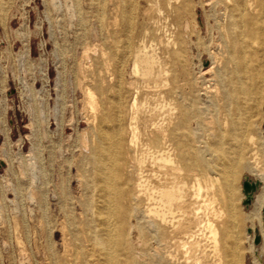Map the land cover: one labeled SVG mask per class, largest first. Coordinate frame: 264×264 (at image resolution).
Segmentation results:
<instances>
[{"label":"rangeland","instance_id":"rangeland-1","mask_svg":"<svg viewBox=\"0 0 264 264\" xmlns=\"http://www.w3.org/2000/svg\"><path fill=\"white\" fill-rule=\"evenodd\" d=\"M216 3L192 0L186 8L183 0H0V264L100 263L84 233L92 213L85 204L97 203V192L90 183L95 170L89 152L96 145L104 110L115 114L119 106L121 113L114 118L115 125L120 124L121 193L113 215L119 220H137L140 231L129 232L119 242L117 264H164L154 252L167 250L186 264H226L219 246H226L232 233L242 255L238 264H257L245 255L250 250L246 227L256 218L248 217L242 208L240 180L244 173L255 178L264 173V0L263 12L254 22L257 25L233 32L217 29L213 19L219 11ZM203 13L209 28L205 34H197L196 20ZM194 35L200 42L196 50L192 48ZM232 37L242 46L235 47L234 60L225 53L217 67L230 75L233 107L226 115L219 112L214 71L206 67L213 56L231 50ZM138 50L151 54L147 56L157 63H152V74L145 72L144 64L133 69L135 52L141 55ZM169 88L176 102L186 107L189 121L196 116L200 121L197 135L191 134L187 147L188 158L194 155L193 149L199 150V167L175 159L176 180L185 186V202L174 219L179 220V229L172 231L166 225L168 229L156 232L149 223L153 166L148 160L153 122L160 119L155 120L151 109L154 103H162ZM130 120L138 128L135 147L128 144ZM193 130L189 128V132ZM217 133L223 134L228 156L239 153L230 189L222 173L208 167L218 156L223 157L216 154ZM132 157L136 159L130 160ZM137 158L144 162L140 167ZM134 197L137 213L132 215ZM231 220L235 221L233 227ZM66 230L77 239L65 234ZM195 240H200L198 245ZM191 244L203 250L198 252ZM76 245L82 248L76 250ZM190 247H194L192 255ZM260 264H264L262 260Z\"/></svg>","mask_w":264,"mask_h":264},{"label":"bare ground","instance_id":"bare-ground-1","mask_svg":"<svg viewBox=\"0 0 264 264\" xmlns=\"http://www.w3.org/2000/svg\"><path fill=\"white\" fill-rule=\"evenodd\" d=\"M169 1H171V0H169ZM176 1H178V0H176ZM262 1L263 0H217L216 5L218 6L219 11H218L217 15L213 18L217 29L223 28V29H227V30H230L231 32H233L235 28L239 27V28H242L244 30L245 27H248L251 24H253V26L255 27L257 25V23H254V22H256V19L258 21V19H259L258 15L263 12L262 4H261ZM191 2H192V0H183V3L186 6V8H190ZM209 4L211 5V3H209ZM218 8H216V9L218 10ZM208 9L211 10L210 7ZM127 21H129V17H127ZM189 25H190V21L187 20L186 28H189ZM196 25H197V32H196L197 34H205L207 32V30L209 28L208 27L209 21H208L206 14L203 13L202 18L196 20ZM212 26H213V24H212ZM213 27H215V26H213ZM186 34L189 36L190 39L193 37L192 33L186 32ZM195 36H197V37H196V41L194 42V46L192 48H194L196 50L200 47V42L198 40V35H194V37ZM230 43H231V47H232L231 50L230 49L223 50V53L221 55L217 54L216 56H213L210 60L208 67H206L207 68L206 70L209 71V70L213 69V71H214V75H215L214 77H216V82L218 85L217 86L218 89L216 91V99H217V102L219 104V112H223L226 115H228L231 112V108L233 107V97L231 94L232 89L229 88V84L231 82L230 77H229L230 75L228 74L227 71H224V69L223 70L217 69V67H219L220 64L222 63V60H223V57L225 56V53L228 55L230 61H232L235 58V56H234L235 47H237L238 45H240V47L242 46V42H235L233 37L231 38ZM138 52H139V50H138ZM142 52L141 51L139 52V53H141V55H138V53L135 52V54H137V56H136L135 62H134L135 65L133 64L134 65L133 67H135V68H133V69L138 70V67H141V65L144 64L143 66L145 67L144 68L146 70L145 72L148 73L151 66H153L152 63H155V62H153L152 58H150L151 54L148 55L146 51H144V54H142ZM145 52H146V55H145ZM196 53H197V51H196ZM147 55L150 57H148ZM157 58H158V56H157ZM159 61L160 60H158V63H159ZM155 64H157V63H155ZM142 69H141V72H142ZM139 70H140V68H139ZM149 72L152 74L151 71H149ZM164 72H162V73L164 74ZM212 72H211V74H213ZM135 73H137V72H135ZM165 73L167 75V72H165ZM157 74L158 73H156V75ZM149 76H150V74H149ZM157 77L155 79H157ZM155 84L157 86V83H155ZM173 93H174L173 89L169 88L167 90V92L165 93V97H164L162 103H158V102H157V104L154 103L155 106H153V109H151V110H153V116L155 117V120H157L158 118L160 119V122L158 120L156 122L155 121L153 122L152 139L150 138L152 140V148H151L152 150L151 151L149 150V152H151V157H149V158H151V160L150 161L148 160V162H151V164L153 166V170L151 172L152 174H150L151 175L150 178H152L151 184L150 185L148 184L150 186L149 195H148V202L150 201L149 202V207H150L149 213L152 212L151 213L152 218L151 217H147V218L152 219V220H149V219L148 220L150 221L149 223H150L151 227H153L156 232L159 231V229H164V230L168 229L165 227L166 225L171 226L172 231H174L176 228H178L177 226L179 225V223H178L179 220L178 221L174 220L175 218H177V217H175L176 216L175 213L176 212L179 213L182 210L183 202H185V201H183V199H184L183 194L185 193L183 191V188H185V186L183 184L184 187H181L179 185L180 181L178 182L176 180L178 167L176 165L177 162L175 161V159H177L183 163L186 162L189 165L199 167V163H198V159H197V155H196V153L199 152V150L193 149L192 152L194 153V155H191L190 158H188L187 147L190 146V144H191V137L197 135V130H198V127L200 126V121H199L197 116L194 118L192 117L191 122L189 121V118L186 114V110H187L186 107H184V105H182L181 103L176 102V99H175ZM160 97H162V96H160ZM89 99L92 100L91 95L89 96ZM134 103H136V102H134ZM133 107H134V105H133ZM151 108H152V106H151ZM133 111L135 113L137 111V109H136V111H135V109H133ZM176 111H179V114L177 116H176ZM115 112H116L115 113L116 116H118L121 113L120 106L118 107L117 110H115ZM115 114L111 110H109V111L104 110V118L100 121L99 128H98L97 133L95 135L96 145L94 147H90L91 149L89 152V153H91V155L93 157V165H94V170H95V175H94L93 181H91L90 183H91V186H94V189L97 192V203L92 204L91 201H88L85 204L87 207V210L92 211V213L90 214L91 220H87V222H86V229H85L84 233H85L86 241L89 242L88 246H89L90 250H92V251L95 250V252L100 257L99 258V262H100L99 264H117V262H116L117 260H115V256H117V251L119 250V242H121L122 240H126L129 232L134 234V233H138L140 231V226H139V223L137 220H119V218L116 215H113L114 214L113 211H116V209L118 208L119 195L121 193V185H120V181H119V178L121 177V175H120L121 173H120L119 165H118L120 159H119V154L117 151L118 145L120 143V130H119L120 128H118V127H120V124H118L117 126L115 125V118H114ZM263 114H264V107H263ZM132 119H135V115L132 117ZM135 124H136L135 122L130 120L128 144L131 147H135L136 140L138 139V138L136 139L138 128ZM190 127H192L194 129L192 133L189 132ZM138 134H140V133H138ZM149 134H150V132H149ZM191 134L193 136H191ZM231 136L230 137L232 139H234L233 135H231ZM137 137H139V135ZM151 140H149V141H151ZM138 142H140V141H138ZM235 142L237 143V140H235ZM224 143H225V141H224L223 134L217 133V135H215L214 146L217 147V149H218L216 154L217 155L222 154L223 157L218 156V158H220V159H218L217 161H214L212 163H209L208 167L213 168L214 170H217L220 173H222L223 182H224L225 186L227 187V189L228 188L230 189L231 188L230 186L233 183L232 182L233 181L232 180L233 179L232 178V170L235 167V164L239 159V153L236 156H233L231 158L230 156H228L226 154V152L224 150V147H223ZM146 145H148V144H146ZM137 150H138V148H137ZM147 152L148 151H146V153ZM134 155H133V157H134ZM192 156H194V157H192ZM133 157L130 158V160L134 161L136 159V158L134 159ZM136 157H138V156H136ZM142 158H143V156H142ZM137 159H139V158H137ZM141 159H139L140 161H138V162L136 160V162L141 164V162L143 161ZM142 163L144 164V162H142ZM132 164H133V162H132ZM143 164L139 165V167L142 166ZM141 168H138V169H141ZM179 169H180V167H179ZM181 172L182 171H179V174ZM193 175L195 178V174H193ZM196 176H198V175H196ZM136 177H138V176H136ZM142 177H143V175H142ZM179 177H180V175H179ZM245 178H249L253 181L259 180V185L255 189V191H253L251 198H250V202L247 205L243 204V200L246 196L243 192L242 183H243V180ZM138 179H140V178L138 177ZM177 179H178V177H177ZM195 179H198V177ZM180 180H182V179H180ZM183 180L181 182L185 181V180L184 181ZM199 181H200V179H198V181L196 180V182H199ZM138 182H136V183H138ZM196 182H194L195 185H196ZM200 182L198 184L202 185V184H200ZM140 183H141V181L139 182V184ZM142 183L144 184V181ZM240 183H241L240 190L242 192V198H241L242 208L245 210V212H247V214L249 215L248 217H250V218L255 217L256 218V221L253 225L249 224L246 227L247 228L246 229V238L250 242V250L247 253H245V255L250 257L251 260H255V262L257 264H260L261 260H262V263H264V212L262 210L263 206H264V173H261V175L259 177H256V178L249 175V174L244 173L243 177L240 180ZM186 184H187V182H186ZM124 185H126V183H124ZM136 185H138V184H136ZM189 185H191V183ZM199 185H197L198 189L196 187L197 191H199ZM187 186L188 185H186V187ZM138 187H140V185H138ZM141 187H143V186H141ZM190 187H189L190 189L193 188L192 186H190ZM200 187H201L200 189H202L203 186H200ZM205 187H206V185H205ZM143 189H141V190H143ZM208 189H209V186H208ZM138 190H140V189H138ZM187 191H189V190H187ZM197 191H195V193ZM192 192H193V190H192ZM201 192H203V191L201 190ZM205 193H206V189H205ZM187 194H188V192H187ZM139 195H140V192H139ZM199 195H201V194H199ZM135 197H134V203H133V210L131 211L132 215L137 209L136 205H135ZM194 197H196V196H194ZM185 209L186 208L183 209V212L185 211ZM136 213H137V211H136ZM185 213L187 214L186 211H185ZM186 214H184V215L186 216ZM184 215H183V217H184ZM232 215H233V213H232ZM233 218H234V215H233ZM176 221H177V223L175 224L174 222H176ZM234 224H235V221L231 220V226L232 227L234 226ZM81 225H83V224H81ZM161 225H164V226L162 227ZM65 226H66V224L64 225V227L63 226L62 227L65 228ZM182 226H181V228H183ZM79 228H80V226H79ZM72 231H75V230L72 229ZM72 231H70L68 233V230H66L67 233H65V234H68V235L70 234L72 239L75 241V239H77V235H75V233H73ZM212 231H213L212 234H214L213 239H215L214 243L217 247V246H219V244H218V239L216 238V231L214 229ZM184 232H186V231H184ZM184 232L182 231L181 233L183 234ZM200 233H201V231H200ZM236 234H238L237 230H236ZM170 235H172L171 232H170ZM83 236H84V234H83ZM190 236L193 237V235H191V234H190ZM256 236L259 238L258 243L254 242V239ZM68 237H66V238H68ZM134 237H136V236H134ZM169 238H171V237L169 236ZM180 238H178V239H180ZM182 238H184V236H182ZM182 238L179 241H182ZM63 239H65V238H63ZM174 239H173V241H175ZM185 239L187 240V238H185ZM190 240L193 241L192 239H190ZM169 241L170 240H168L167 242H169ZM183 241H185V240H183ZM199 241L196 242V240H195L197 245H198ZM68 242H69V240H68ZM177 242H178V240H177ZM183 243H181V244L183 245ZM192 243H194V242H192ZM84 244H85V242H84ZM176 244L178 245V243H175V245ZM67 245L70 247L69 244H67ZM192 245L194 246L196 244H191L190 246H192ZM156 246H157V244H156ZM167 246H166V249H167ZM63 247L65 248L64 245H63ZM75 247H76V250L77 249L79 250L82 248L81 246H78V245H76ZM160 247H162V246H159L158 248H160ZM173 247H174V245H173ZM184 247H183V249H184ZM194 247H192V248L190 247L191 255L194 252ZM196 247L198 248V250H196V251L199 252L200 247H198V246H196ZM196 247H195V249H197ZM219 247H220L219 251L223 255L226 264H238L239 261L242 259L241 258L242 255L239 251L238 239L236 238L234 233H232L230 235V241L226 246H219ZM161 249L163 250V247ZM66 250H65V253H66ZM169 250H171V249H169ZM200 250H203V249H200ZM70 251H72V249ZM175 252H177V251H175ZM201 252L202 251H200V253ZM71 254H73V252ZM185 254H186V252H185ZM185 254H183V255L185 256ZM176 255H177V253H176ZM154 256L157 257L158 259H160L164 264H184L185 263V262L180 261L178 258H176L168 250H167V252H164V253L159 252V251H155ZM193 256H189V257H193ZM202 257H204V256L202 255ZM195 258H196V256H195ZM182 259H185V258H182ZM186 259H187V257H186ZM187 260L189 261V259H187ZM191 260L196 261V259H194V257ZM198 262H195V264ZM50 264H57V262L55 260H52ZM188 264H190V261ZM253 264H254V262H253Z\"/></svg>","mask_w":264,"mask_h":264},{"label":"water","instance_id":"water-1","mask_svg":"<svg viewBox=\"0 0 264 264\" xmlns=\"http://www.w3.org/2000/svg\"><path fill=\"white\" fill-rule=\"evenodd\" d=\"M259 185V180H251L249 178H245L243 180V183H242V186H243V192L245 194V198L243 200V204L247 205L249 204L250 202V198H251V195L253 193V191H255V189L258 187ZM263 212H264V206H263ZM259 241V238L256 236L255 239H254V242L255 243H258Z\"/></svg>","mask_w":264,"mask_h":264}]
</instances>
